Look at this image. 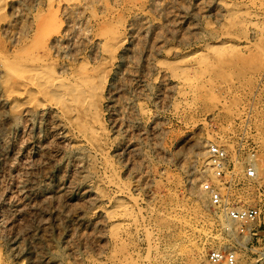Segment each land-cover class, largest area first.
<instances>
[{
	"label": "rangeland",
	"instance_id": "obj_1",
	"mask_svg": "<svg viewBox=\"0 0 264 264\" xmlns=\"http://www.w3.org/2000/svg\"><path fill=\"white\" fill-rule=\"evenodd\" d=\"M259 177L264 0H0V264H264Z\"/></svg>",
	"mask_w": 264,
	"mask_h": 264
},
{
	"label": "built area",
	"instance_id": "obj_2",
	"mask_svg": "<svg viewBox=\"0 0 264 264\" xmlns=\"http://www.w3.org/2000/svg\"><path fill=\"white\" fill-rule=\"evenodd\" d=\"M209 162L219 178L225 165V151L218 146H210ZM246 175L256 178L254 166H248ZM204 191L209 193L211 210L225 217L227 223L233 225L239 235H247L259 221L261 211L258 206H241L234 203L228 195L220 192L217 183H206ZM208 259L212 264H235L236 252L233 249H215L209 253Z\"/></svg>",
	"mask_w": 264,
	"mask_h": 264
},
{
	"label": "bare ground",
	"instance_id": "obj_3",
	"mask_svg": "<svg viewBox=\"0 0 264 264\" xmlns=\"http://www.w3.org/2000/svg\"><path fill=\"white\" fill-rule=\"evenodd\" d=\"M54 85V84H53ZM251 167H252V165H251ZM215 173V172H214ZM208 193V192H207ZM202 200V199H201ZM221 218V217H220ZM224 218V217H223ZM220 221V220H219ZM227 221V220H226ZM223 226H227V222H225V221H223ZM229 224V223H228ZM246 236L244 237V240L243 241H246ZM201 251V250H200Z\"/></svg>",
	"mask_w": 264,
	"mask_h": 264
},
{
	"label": "crops",
	"instance_id": "obj_4",
	"mask_svg": "<svg viewBox=\"0 0 264 264\" xmlns=\"http://www.w3.org/2000/svg\"><path fill=\"white\" fill-rule=\"evenodd\" d=\"M258 183H262L263 187H264V178L263 177H259L258 179ZM259 186V185H258ZM257 187V186H256Z\"/></svg>",
	"mask_w": 264,
	"mask_h": 264
}]
</instances>
